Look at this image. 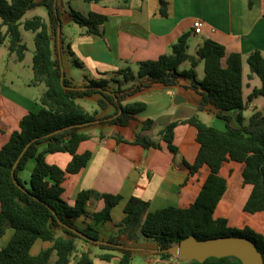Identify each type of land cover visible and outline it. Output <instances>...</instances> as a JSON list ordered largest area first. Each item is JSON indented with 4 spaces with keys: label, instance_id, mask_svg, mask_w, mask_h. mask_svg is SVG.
Instances as JSON below:
<instances>
[{
    "label": "trees",
    "instance_id": "1",
    "mask_svg": "<svg viewBox=\"0 0 264 264\" xmlns=\"http://www.w3.org/2000/svg\"><path fill=\"white\" fill-rule=\"evenodd\" d=\"M85 1L101 3L106 0ZM166 6V1L162 0L163 16H167ZM39 7L47 10V18L36 15L22 21L29 10ZM69 14L84 28L85 35L104 36L107 15L98 12L84 15L71 5ZM21 27L34 33L36 50L32 85L43 84L45 91L39 100L40 110L23 117L19 129L0 150V237L10 228L15 230L10 243L0 249V264H71L78 241L109 251L98 255L102 260H112L116 257L112 252H117L121 255L119 264H132L135 249L122 240V235L127 229L138 228L146 238L156 241L158 255L165 264H242L234 256L211 257L203 263L179 261L166 251L192 235L198 240L244 236L256 243L264 259V237L261 234L250 227H232L226 218L216 217V210L228 188V179L221 175V169L225 163L231 162L244 165L243 184L252 187L244 211L249 214L264 211V110L254 112L248 124L243 125L242 113L248 101L243 94V57L240 53H227L224 45L208 39L199 46L196 56H191L188 54L191 33L187 32L172 46L171 54L141 61L137 71L130 66L118 71L128 86H123L117 79L100 78L92 79L80 88L66 75L62 81L61 54L66 50V43L62 32L58 37V28L62 29L58 0H0V47L7 43L8 50L16 53L19 61L24 60L27 51L26 44L22 43ZM67 48L73 56L70 47ZM187 61L190 69L181 71L180 66ZM75 62L83 66L76 59ZM200 63H204V78L192 85L201 97L198 110L216 109L217 118L225 122L226 128L206 124L197 113L172 121L159 133L167 149L177 155L176 128L181 125L196 128L199 152L193 164L184 161V165L190 176L204 166L209 168L197 199L187 207L170 206L148 212L149 203L133 197L125 206L126 217L121 222L119 234L102 240L100 231L89 223L79 225V220L88 216L87 204L96 198L103 200L105 207L94 213L93 219L96 222L110 221L113 209L123 197L83 190L73 204L64 198L68 176L82 172L92 157L90 150L79 152L81 144L93 138L83 130L91 126H131L146 109V103H124L127 99L154 85L173 87L179 85L181 79L197 81L196 69ZM247 63L249 79L257 76L261 82L250 96L264 97V54L258 50L252 52ZM96 94L102 97L99 100L102 110L113 108L110 114L100 117L98 111L90 113L79 102ZM231 111L238 112L237 127L231 125L232 117L227 114ZM154 124L151 119L141 122L142 130H152ZM100 136L104 138L106 135L101 133ZM113 137L118 143L140 145L145 149L161 148L146 135L137 134L133 141H128L120 133ZM54 153L72 156L66 168L47 161V155ZM31 160L35 161V166L29 183H26L20 175ZM38 240L50 242L52 246L33 255L31 251ZM74 264L95 262L91 253L85 251Z\"/></svg>",
    "mask_w": 264,
    "mask_h": 264
},
{
    "label": "crops",
    "instance_id": "2",
    "mask_svg": "<svg viewBox=\"0 0 264 264\" xmlns=\"http://www.w3.org/2000/svg\"><path fill=\"white\" fill-rule=\"evenodd\" d=\"M164 1L167 3V16L161 14L162 0H106L101 3L76 0L82 13L88 15L90 12H98L108 16V21L103 26V37L85 35L83 30L73 44L71 43L73 51L76 50L88 60L89 70L93 73L92 79H109L107 74H111L112 79L118 78L115 77L118 76V71L128 66L137 71L139 62L171 54L172 46L187 32L191 33L189 55L196 56L199 46L205 40L212 39L224 45L227 53L242 55L243 73L244 64L252 52L258 50L264 54V0ZM198 20L203 22V27L196 32L193 25ZM192 45L195 48L190 53ZM17 61L20 62L18 59ZM186 64L190 69V62ZM201 64L196 69L197 77ZM249 74L246 84L243 78V87L249 90L247 98L244 96V99L248 101L246 109L255 112L258 109L255 101L259 96L250 95L259 86L248 82ZM256 77L250 79L251 82L256 81ZM32 79L33 75L30 82L26 80L23 85L16 80L8 85L6 78H0V150L9 141L12 133L19 129L22 118L41 108L39 100L45 86H33ZM178 86L182 84L173 87L154 85L134 95L136 100L132 101L146 103V109L137 116L138 120L134 123H137L136 129L139 130L141 122L153 120L155 124L152 130L141 129L139 132L159 143L160 149L118 143L113 137L117 133L128 141L136 138L137 130L132 125L125 128L111 125L92 126L83 130L93 138L82 143L79 152L90 150L92 157L82 172L68 176L64 184V198L73 204L81 191L94 190L100 194L121 195L123 200L113 209L110 221L96 222L93 214L102 211L105 203L103 200L91 199L87 204L88 216L82 217L79 225L89 223L100 234L105 230L111 237L119 234L121 222L126 217L125 206L133 197L148 202V212L170 206L187 207L195 202L209 175V168L204 166L194 176H190L184 165V161L193 164L199 152L196 128L190 125L176 128L174 142L179 149L177 155L167 149L159 133L172 121L189 118L197 113L204 114L209 107L199 112L201 97L190 102L187 95H180ZM36 88L38 91H31ZM129 99L124 103H130ZM233 112L237 111L227 114L233 116ZM242 115L246 119L243 113ZM215 127L225 129L226 125L225 122L217 123ZM101 133L106 136L101 138ZM52 156H66L61 160V165L55 164L61 168H66L72 158L69 153L48 154L49 163ZM34 166L35 161L31 160L20 175L26 183L30 181ZM243 168V164L234 162L223 165L221 175L228 179V188L216 210V217L226 218L229 225L235 228L250 227L264 237V211L255 214L244 211L252 187L243 184ZM14 232L10 228L0 237V249L10 243ZM122 240L127 244L131 242L125 240L123 235ZM40 241L34 245L31 251L33 255L52 246L50 242ZM158 252L157 245L155 256Z\"/></svg>",
    "mask_w": 264,
    "mask_h": 264
},
{
    "label": "rangeland",
    "instance_id": "3",
    "mask_svg": "<svg viewBox=\"0 0 264 264\" xmlns=\"http://www.w3.org/2000/svg\"><path fill=\"white\" fill-rule=\"evenodd\" d=\"M84 1V0H81ZM60 11H61V23H62V33L63 37L66 43L65 52L61 54V65L63 68V71L65 72V75L67 78L71 79L74 84L77 87L84 88L88 82L93 78V73L89 70L88 67V60L85 56L79 54L76 50L73 51L71 43L73 44L74 40L77 38L78 34L84 30V28L80 27L70 16V4L73 7V9L78 10V6L76 5V0H58ZM84 14V13H83ZM40 15L45 18H47V10L43 7L36 8L34 10H29L22 21H25L26 19H30L33 16ZM86 15V14H84ZM21 33H22V43L26 44L27 51L25 54L24 60L18 62V56L16 53H10L8 50V44L5 43V45L0 47V78H6L7 84L9 85L11 81L16 80L18 83H21L23 85V82L28 80L30 82L33 70H32V63H33V56L35 54V42H34V33L31 31H26L21 27ZM70 47V50L74 53L72 56L68 52V48ZM195 46L192 45L190 53L194 52ZM75 59L78 60L80 63L83 64V66H79ZM185 63H189L188 61ZM183 63L180 66V70L188 69L189 67L187 64L185 65ZM245 70L243 73L244 78V84L247 82V74L250 73L249 65L247 61L245 62ZM198 77L197 81L191 80V79H181L180 83L182 86H178V91L180 95H187L190 98V102H194L195 100L200 99L199 93L192 88L193 84H197L198 82L202 81L204 78V63L200 65V68L198 69ZM109 79H112L111 74H107ZM19 77V78H18ZM115 78L117 80H120V82L123 84V86H128L127 83L124 82L123 76L116 75ZM17 78V79H16ZM248 82L251 84H254L256 86L261 85L260 79L256 77V81L251 82L249 79ZM111 85L114 86V83ZM111 86V87H113ZM0 88H2V84L0 83ZM31 91H38L37 88L35 90ZM249 93V90L245 87L244 88V96L245 99L247 98V95ZM101 95L96 94L91 97H87L84 99H80L79 102L90 112L94 113L95 111L99 112V116L103 117L107 114H110L113 111L112 107H109L107 110H102L99 106V100L101 99ZM136 100V96H133L129 99V102H132ZM255 104L258 106V109L256 111H262L264 110V97L259 96L257 100L255 101ZM255 111V112H256ZM217 110L209 107L207 111L204 112V114H199L200 118L208 125L216 126L217 123L224 124L223 121L219 120L216 116ZM234 119L232 120V126L237 127L238 126V120H237V112H233ZM254 113L253 110L245 109L243 111L244 117L246 119H243V125H247L250 116ZM132 128L135 130L137 123H132ZM92 127V126H91ZM142 127L139 126V130H141ZM139 130L136 131L137 134H141ZM142 135V134H141ZM67 155V154H66ZM63 157L66 156H52L50 158V162L54 164H62L61 160ZM80 224H82V221H80ZM137 234V235H136ZM137 236V237H135ZM109 238L108 233L104 230L101 234V239L107 240ZM123 238L127 240L128 242L131 241L129 244L132 248L135 249V253L133 255L132 264H165V262L160 258L159 255L155 256L154 251L157 249V243L154 239L146 238L143 233L141 232L140 228L138 230H125L123 233ZM43 243L42 241H40ZM39 242V243H40ZM89 251L94 258L95 264H119L120 260V254L117 252H112L116 257H114L110 261L102 260L98 257L99 254L109 252L105 250H101L98 246L87 244L82 241H78V249L75 255L73 256V260L71 264H74L80 257L82 252ZM176 259V258H174ZM55 260V257L53 258L52 262ZM177 260V259H176Z\"/></svg>",
    "mask_w": 264,
    "mask_h": 264
},
{
    "label": "water",
    "instance_id": "4",
    "mask_svg": "<svg viewBox=\"0 0 264 264\" xmlns=\"http://www.w3.org/2000/svg\"><path fill=\"white\" fill-rule=\"evenodd\" d=\"M61 32L62 29L59 27V38L61 37ZM64 78L65 72L62 69V81ZM30 144H28L27 148ZM16 166L17 163L15 164V167ZM77 233L80 234V232ZM166 251L171 252L174 258L179 261L196 260L203 263L211 257L222 258L234 256L239 258L242 264H264L263 255L257 248L256 243L244 236H226L207 240H198L192 235L184 240H181L179 243L173 245Z\"/></svg>",
    "mask_w": 264,
    "mask_h": 264
},
{
    "label": "built area",
    "instance_id": "5",
    "mask_svg": "<svg viewBox=\"0 0 264 264\" xmlns=\"http://www.w3.org/2000/svg\"><path fill=\"white\" fill-rule=\"evenodd\" d=\"M202 27H203V22L200 20L196 21L193 25V28L195 29L196 32H199Z\"/></svg>",
    "mask_w": 264,
    "mask_h": 264
}]
</instances>
